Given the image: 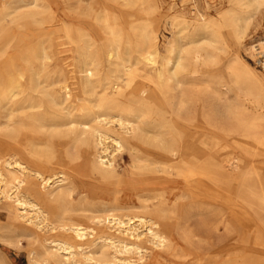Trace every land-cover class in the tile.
<instances>
[{"label": "bare ground", "instance_id": "obj_1", "mask_svg": "<svg viewBox=\"0 0 264 264\" xmlns=\"http://www.w3.org/2000/svg\"><path fill=\"white\" fill-rule=\"evenodd\" d=\"M260 1L178 12L161 45L146 0H0V240H26L31 264H245L243 243L264 247V80L238 57L220 71Z\"/></svg>", "mask_w": 264, "mask_h": 264}, {"label": "rangeland", "instance_id": "obj_2", "mask_svg": "<svg viewBox=\"0 0 264 264\" xmlns=\"http://www.w3.org/2000/svg\"><path fill=\"white\" fill-rule=\"evenodd\" d=\"M56 1H58L62 6L64 5V0H56ZM234 4H235L234 0L232 1L231 0H187L186 2L182 0H146V3L142 7V9H146L148 12H150V16H151L150 18L158 28L159 36L161 39L160 42L161 45H163V43L167 40V38L171 37L170 26H167L166 21L169 20L174 15H176L178 12H184L191 18H193L194 16L198 18H201L202 16L205 18L206 17L218 18L225 12L230 11L231 8H233L232 6H234ZM248 7L250 14L252 15L251 17L253 19H251L249 29L247 32V37L241 45L237 44V42L235 41L232 42L229 53L221 61L220 71L226 72L227 68L229 66H234L236 64V60L240 58L242 59L243 62H247L255 70L256 74L264 80V54H257L254 56V54H252L251 52L252 46H257V49H259L258 46L259 43L264 41V0L260 1L257 4L250 5ZM57 39L60 44L62 56L64 57V59H68V57L71 55V50L67 48L66 39L64 35L59 33ZM260 52L261 51L259 50L258 53ZM121 155L125 157V160H121ZM117 156H118V161L121 165V169H120L121 173H124V171L126 170L127 172H130L131 161L129 154L127 153L124 155L118 154ZM254 161L252 160L253 164L260 166L264 170V157L255 158ZM88 172L81 169L80 176L85 181L84 184L88 188V194L90 195V197L94 199L95 198L99 199V196L104 195V193H106L107 195V193L109 192V188H107L108 186L99 182L95 183L96 181L91 179ZM126 177H129V186H127V188L131 191L140 190L144 188V186H146V182L143 180V178L146 177L135 178L134 176L131 175V172L128 173ZM125 191L127 192V190ZM7 224H8V216L6 215V212L0 211V227H4ZM2 234L4 235V233ZM223 235H224V230H222L220 233L211 234L209 241L211 242V245L214 246V248L216 249L220 248L219 247L221 244L220 241L223 240L222 237ZM177 238L181 243L183 242L180 236H177ZM21 244L22 245L19 249L15 246H11L0 240V249H2L3 251L2 253L5 255L4 257L6 259L7 264H31L29 253L33 250V247H31L26 240L24 241V239L21 240ZM241 247H242V251L244 250L243 251L244 254L247 255L248 253H250L248 254V258L245 260V264H253L255 260L259 258H262L261 264H264L263 261L264 247L259 245H254L249 242L243 243ZM253 258L256 259L254 260Z\"/></svg>", "mask_w": 264, "mask_h": 264}]
</instances>
